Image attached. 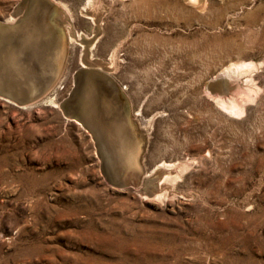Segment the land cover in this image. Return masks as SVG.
Masks as SVG:
<instances>
[{
    "label": "rangeland",
    "instance_id": "rangeland-1",
    "mask_svg": "<svg viewBox=\"0 0 264 264\" xmlns=\"http://www.w3.org/2000/svg\"><path fill=\"white\" fill-rule=\"evenodd\" d=\"M53 1L63 72L35 104L0 98V264H264V0ZM24 7L0 0V25ZM92 60L144 140L137 184L60 108Z\"/></svg>",
    "mask_w": 264,
    "mask_h": 264
},
{
    "label": "bare ground",
    "instance_id": "bare-ground-1",
    "mask_svg": "<svg viewBox=\"0 0 264 264\" xmlns=\"http://www.w3.org/2000/svg\"><path fill=\"white\" fill-rule=\"evenodd\" d=\"M27 2H28V7H26L27 9L24 7L26 9V10L24 9L25 12L24 11L22 12V10L20 11L19 9H18L19 11H17L19 13H23L22 17L16 20L15 18L17 17L15 16L19 13L13 12L12 15H10L11 21L13 23L8 24L7 26L0 25V64L1 62H3V64L8 65L12 63V60L15 61L13 57L10 55L11 53H13L14 49L24 51L26 52V54L28 52L31 58V54L33 57L35 53H30V51L38 50V47L36 45L39 42L43 43L44 47L47 46V43L52 45L57 44L58 39L57 37H55V29L51 24L52 14L43 4L39 3L37 0H32V1L29 0ZM189 2H192L191 4L193 5H198V0H189ZM15 9L17 10V7ZM22 19L24 20L23 22L29 21V24L27 26L23 25L21 27V24L23 23L22 22L20 25L15 26V28L8 29L10 25L13 26V24L15 25V22L20 21ZM55 23L58 25L57 22ZM61 29L62 31L64 30L63 28ZM63 33L66 37L67 42L69 38L72 39L71 36H69L70 34L69 32H68L69 33L68 37L66 32L63 31ZM77 37L80 38L79 36ZM12 44H14L16 47L15 46L12 47L11 46ZM28 49L30 51H28ZM33 60L35 61L34 57ZM246 68L247 66L236 67L233 70L226 68L219 73L218 77H220L221 80L224 79L225 81L226 79L232 78V76L235 74L236 75L240 74ZM92 69L99 70L100 72L106 74V72L104 71L105 65L103 67V64L100 62H96V61L94 62L92 60L90 62H85L84 64H82V70L88 71ZM7 72L8 71L5 65L2 66L0 65V76L2 77V81H1L2 87H4L6 90H12L16 88V86L18 85V81L16 79H13L12 77L13 71L6 76ZM33 72L34 69L31 68V74H33ZM75 76L76 78H74L75 82L73 84H76V87L65 102L69 104V108H67L68 110L67 113L75 114L80 119L81 122H77V120H74L73 116L70 114L65 115V113H63L64 116L66 117V119L68 118L67 120L69 119L73 120L77 123V125L80 124L81 127H84V129L90 132L92 138L94 136L100 140L99 141L97 139L98 142H100L99 143V149L101 150L100 154L102 155L101 158L104 160L103 167L106 174L108 175L109 181L111 180L113 184L117 185L122 180H124L121 178V176H118L117 174L123 173V177L125 178L127 184H137L140 178V176H138L139 174L130 171V169H134L135 167V169L140 168L142 172L140 161L137 163V155H138L137 142L135 141L134 134L131 133V130L126 125V122L124 120L125 117L123 118L124 112H122L121 109L119 110L116 109L117 107L115 106L118 104L114 106V104L117 103V98L115 93L112 91H108L107 93H105L104 90L100 88V84L95 82L97 80L96 77L88 76V74L86 73L85 74L78 73ZM4 100L7 102H11L10 100L7 99ZM221 100L218 101V98H215V101H217L220 106H225L223 105L224 103ZM109 101H111V103H109ZM62 104L63 103H61L60 108ZM76 106H78L77 110L74 109ZM115 114H119L120 117H118V119L121 121L117 120V125L114 126L115 130H113L111 128L112 122L109 119ZM114 138L116 139L115 143L117 144L118 153L117 154L115 153V156L113 157V154L115 152L114 151L112 154V151L115 149ZM101 142L104 143V146H102ZM106 142H108L110 146ZM109 151H111L110 154ZM157 171H160V168H156L152 173L156 174ZM147 177L148 176L145 175L141 177L142 186L144 185L146 186L147 184L151 183V180H148Z\"/></svg>",
    "mask_w": 264,
    "mask_h": 264
},
{
    "label": "water",
    "instance_id": "water-1",
    "mask_svg": "<svg viewBox=\"0 0 264 264\" xmlns=\"http://www.w3.org/2000/svg\"><path fill=\"white\" fill-rule=\"evenodd\" d=\"M37 1L43 4L52 14L51 24L53 28L55 29V37H57L58 41H57V44H54V45L47 43V46L45 47L43 43L39 42L36 45L38 47V50L30 51L28 49L30 53H35V55L33 56L35 58V61L33 60L32 54L30 58V55L28 54V52L26 54V52L24 51L14 49L13 53H11L10 55L13 57L15 61L12 60V63L8 65L3 64V62H1L0 65L1 66L5 65L8 71L6 76L13 71L12 77L13 79H16L18 81V85L16 86V88L12 90H6L4 87H2V84H1L2 77L0 76V98L3 100L4 99L10 100L14 105H17V106H28V105L37 103L53 87V85L55 84V82L57 81V79L59 78L62 72L63 63L65 59V54H66L67 40H66V37L59 23L60 17H61L59 6L53 0H37ZM23 19L15 22V25L13 24V26L10 25L8 29H12V28H15V26L20 25L24 21ZM55 22H57L58 25ZM28 24H29V21H25L21 24V27L23 25L27 26ZM11 46L14 47L15 45L12 44ZM31 68L34 69L33 74H31ZM78 73L79 74L86 73L88 74V76L96 77L97 80L95 82L100 84V88H102L105 93H107L108 91H112L115 93L116 98H117V103H115L114 106L118 104L115 106L117 107L116 109L117 110L121 109V111L124 112L123 118L125 117L124 120L126 122V125L131 130V133L134 134L135 141L137 142V153H138L137 163H138L143 153L144 140L140 132L137 130L136 126L133 124V122L129 118L128 116L129 114L125 112V109L126 110L128 109L127 103L124 102V100L121 98L114 83L112 82V80L107 74L100 72L99 70H96V69H92L88 71L80 70ZM75 87H76V84H74V88L72 92L74 91ZM72 92L69 94V96L72 94ZM109 103H111V101H109ZM77 107L78 106H76L74 109L77 110ZM67 108H69V104L67 102H64L61 106L63 113H65V115L70 114L73 116L74 120H77V122H81L80 119L75 114L67 113L68 111ZM118 117H120L119 114H115L109 119L112 122L111 128L113 130H115L114 126L117 125V120L121 121L118 119ZM97 139H98L97 137L93 136V140L96 145L98 154L101 158L102 157V155L100 154L101 150L99 149L100 142H98L99 139L98 140ZM115 140L116 139L114 138L115 149L112 151V154L114 151L115 152L113 154V157L115 156V153L116 154L118 153V148H117V144L115 143ZM101 144L102 146H104L103 142H101ZM110 152L111 151H109V154ZM102 162H104L103 159H102ZM130 171L139 174L138 176L142 174L140 168L135 169L134 167V169H130ZM117 175L121 176V178L124 180H122L117 185L113 184V182L110 180L112 184L115 186H119V187H123L127 185L126 180L123 177V173H120Z\"/></svg>",
    "mask_w": 264,
    "mask_h": 264
}]
</instances>
